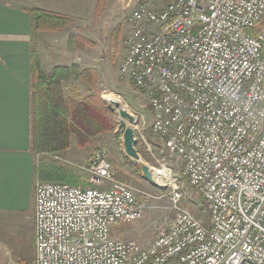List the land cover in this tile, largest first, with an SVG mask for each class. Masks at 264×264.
I'll return each mask as SVG.
<instances>
[{
  "label": "built area",
  "instance_id": "built-area-1",
  "mask_svg": "<svg viewBox=\"0 0 264 264\" xmlns=\"http://www.w3.org/2000/svg\"><path fill=\"white\" fill-rule=\"evenodd\" d=\"M128 23L119 73L149 98L151 135L207 222L164 168L175 216L147 245L113 238L145 204L93 150L76 166L87 186L36 182L34 264H264V0H142Z\"/></svg>",
  "mask_w": 264,
  "mask_h": 264
},
{
  "label": "rangeland",
  "instance_id": "rangeland-1",
  "mask_svg": "<svg viewBox=\"0 0 264 264\" xmlns=\"http://www.w3.org/2000/svg\"><path fill=\"white\" fill-rule=\"evenodd\" d=\"M141 1L101 0L98 16L94 14L92 20L88 22L71 21L65 30L52 34L54 37L51 42L52 46L47 50V53L50 52L52 55L58 54L62 57L72 58L67 56V48H75L79 52H75L74 59L78 58L79 61H84L87 65L96 68L99 73L96 91L105 108L111 113L114 130L100 136L94 144L88 145L85 151L74 149L72 150L73 154L64 153L65 151L56 153L31 151L36 157L37 165L48 161L57 163L79 176L78 185L87 186V176L80 173L76 166L83 164L91 151L104 150L112 165L115 178L134 189L138 201L145 204L140 219L119 222L113 226L115 228L112 229L111 235L113 238L123 241L131 240L147 245L156 238L160 223L165 218L170 219L175 216L174 210L170 211L169 203V194L173 184L169 185L165 182L164 184L158 183L160 187L152 186L142 178L141 165L146 164L153 170L169 168L171 176L178 180L177 186H181L179 174L182 163L174 157H169L161 143L151 135L152 115L149 98L137 89L131 80L122 77L119 73L120 63L126 54L125 42L131 29L128 23L129 15ZM70 36L87 39L92 45H87L83 49L76 46L69 47ZM80 89L81 94L86 96L85 88ZM66 92L69 91L66 90ZM109 95L118 100L122 109L137 118L138 132L135 133V137L137 140L136 151H139L137 153L140 157L139 164H135L129 158L132 163L126 159L123 152L122 136L117 130L119 118L117 114L110 112V105L106 100V96ZM117 132L120 137L115 136ZM180 188L184 195L182 200L184 207L203 224H206V207L197 190L188 187L186 183ZM142 195H148V197ZM19 222L0 218V264H18L22 260L25 264H33L32 214L29 213Z\"/></svg>",
  "mask_w": 264,
  "mask_h": 264
},
{
  "label": "crops",
  "instance_id": "crops-1",
  "mask_svg": "<svg viewBox=\"0 0 264 264\" xmlns=\"http://www.w3.org/2000/svg\"><path fill=\"white\" fill-rule=\"evenodd\" d=\"M96 4L97 0H0V218L20 223L31 213L33 232L34 188L38 179L36 157L30 149L32 42L27 10L36 9L66 16L71 21L88 22L94 17ZM56 33L39 32L34 40L41 73L48 76L54 67L71 64L96 70L74 59L75 52H79L75 48H67V56L73 59L47 53L54 39L52 34ZM64 87L66 96L77 99L87 96L81 94L80 88L84 87L79 83L73 85L68 81ZM74 149L78 148L72 146L64 153L73 154ZM80 150L85 151V148Z\"/></svg>",
  "mask_w": 264,
  "mask_h": 264
},
{
  "label": "trees",
  "instance_id": "trees-1",
  "mask_svg": "<svg viewBox=\"0 0 264 264\" xmlns=\"http://www.w3.org/2000/svg\"><path fill=\"white\" fill-rule=\"evenodd\" d=\"M100 2L101 0H97L96 16L99 15ZM27 12L32 42L30 149L37 153L63 152L72 146L84 149L94 144L100 136L114 130L111 113L96 91L99 73L93 68H81L77 64L56 66L48 76L41 73L36 60L35 35L38 32L62 31L68 27L71 19L36 9H29ZM87 45L92 44L84 38L70 36L68 39L69 47L83 49ZM68 81L73 82V85H83L87 96L81 99L66 96L64 83ZM115 136L120 137L119 132ZM136 146L137 140L135 148ZM36 171L40 182H65L71 186H77L80 182L79 176L73 171L57 163L42 162L37 165ZM32 261L34 264V259ZM18 264L25 262L22 260Z\"/></svg>",
  "mask_w": 264,
  "mask_h": 264
},
{
  "label": "water",
  "instance_id": "water-1",
  "mask_svg": "<svg viewBox=\"0 0 264 264\" xmlns=\"http://www.w3.org/2000/svg\"><path fill=\"white\" fill-rule=\"evenodd\" d=\"M110 112L117 114L119 118L117 130L121 133L122 136V144H123V152L127 158L133 161L135 164L140 163V157L136 151V139L134 135V131L131 128V124L134 122V118L131 114L126 112L121 108L119 102H115L113 107H109ZM142 178L149 182L152 186L157 185L151 175L150 168L146 164L141 165Z\"/></svg>",
  "mask_w": 264,
  "mask_h": 264
},
{
  "label": "bare ground",
  "instance_id": "bare-ground-1",
  "mask_svg": "<svg viewBox=\"0 0 264 264\" xmlns=\"http://www.w3.org/2000/svg\"><path fill=\"white\" fill-rule=\"evenodd\" d=\"M107 103L110 105V107H113V104L115 102H118L117 99H115L112 95L106 96ZM152 172V178L156 183H165V182H170L171 179L169 178L168 174H166L165 169L161 170H150Z\"/></svg>",
  "mask_w": 264,
  "mask_h": 264
}]
</instances>
